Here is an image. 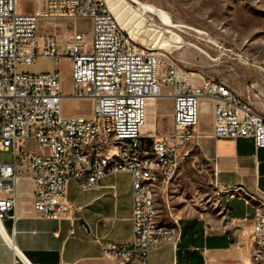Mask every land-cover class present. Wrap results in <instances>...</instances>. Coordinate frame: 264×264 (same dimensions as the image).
Returning a JSON list of instances; mask_svg holds the SVG:
<instances>
[{"label": "built area", "instance_id": "2783aa9c", "mask_svg": "<svg viewBox=\"0 0 264 264\" xmlns=\"http://www.w3.org/2000/svg\"><path fill=\"white\" fill-rule=\"evenodd\" d=\"M40 3L38 9L27 11L20 0H0V150L13 154L12 161L0 159V231L7 216L16 218L24 169L33 179L36 216L55 220L71 211L67 198L71 180L87 190L108 174L129 171L133 176V238L103 245L102 256L118 258L123 264L129 258L149 264L156 244L180 237L177 218L175 231L153 228V221H159L156 189L173 179L189 155L198 135L202 103L212 108L214 138H250L256 148L264 147V115L228 85L189 72L134 40L106 0ZM49 18H89L90 40L84 30L74 29L48 34L41 41L39 22ZM42 58L52 59L53 69H22ZM63 58L71 68L73 92L68 95L63 93ZM163 95L172 99L171 128L157 132L155 120L151 129L143 131L150 104ZM65 96L91 100V114L64 116ZM142 137L152 139L151 148H142ZM118 138L148 153L147 164L129 161ZM95 145H104V152H95ZM108 153L124 155L125 165L102 167ZM197 167L208 169L201 161ZM217 173L214 161L212 174ZM252 237L256 244L252 261H263L264 221L256 207Z\"/></svg>", "mask_w": 264, "mask_h": 264}, {"label": "crops", "instance_id": "0c3cea01", "mask_svg": "<svg viewBox=\"0 0 264 264\" xmlns=\"http://www.w3.org/2000/svg\"><path fill=\"white\" fill-rule=\"evenodd\" d=\"M212 121L205 118V128L200 123L190 147L197 150L195 166L199 161L207 164L208 169L201 171L211 175L215 197L198 214L178 219L179 239L156 244L149 264L253 263L254 207L256 198L264 199V147L256 148L250 138H214ZM24 173L16 218L7 216L2 222L0 264H123L118 258H104L102 247L133 238L131 172L108 174L87 190L71 180L67 198L72 208L60 220L36 216L33 179L30 171ZM85 225L89 230L83 229Z\"/></svg>", "mask_w": 264, "mask_h": 264}, {"label": "rangeland", "instance_id": "374dc122", "mask_svg": "<svg viewBox=\"0 0 264 264\" xmlns=\"http://www.w3.org/2000/svg\"><path fill=\"white\" fill-rule=\"evenodd\" d=\"M122 2L127 3L132 10L129 22L122 24L123 27L129 25V31L133 25H137V28L144 32L148 28H154L156 34L160 28L170 29L168 37L159 35L161 43L155 44L147 39L145 45L159 51L167 60L189 72L228 85L264 115V0ZM20 5L24 10L34 11L41 3L40 0H20ZM126 11L125 9V13ZM171 23L176 27L171 26ZM91 27L89 18L41 19L38 34L42 41L48 34H63L68 30L82 29L86 39L90 40ZM180 40L183 41L182 47H177L176 42ZM60 65L63 72V93L68 95L73 92L70 62L63 58ZM53 67L52 59L42 58L39 63L22 66V69L36 72L51 70ZM91 106L92 101L89 99L65 96L62 112L64 116H89ZM172 110V99L169 95L158 98L155 108L153 109L152 103L149 107L145 129H151L156 120L157 132L169 130L172 126ZM205 118L212 119L210 106L199 114L201 128L206 127L203 123ZM141 140L142 148H151V138L142 137ZM12 158L11 150H0L1 160L12 161ZM197 160L196 147H190L189 155L173 179L167 185L157 187L156 200L160 223L170 225L175 218L196 215L213 201L215 188L211 175L195 166ZM252 264H264V260Z\"/></svg>", "mask_w": 264, "mask_h": 264}, {"label": "bare ground", "instance_id": "6f19581e", "mask_svg": "<svg viewBox=\"0 0 264 264\" xmlns=\"http://www.w3.org/2000/svg\"><path fill=\"white\" fill-rule=\"evenodd\" d=\"M106 2L109 5L113 14L116 16L123 30L126 31L134 40H136L140 44L145 45L147 43V39H149L150 41H153L155 44H159L161 43L159 42V35H164V37H168L167 35L170 32V29L167 27L160 28V30H157V34L154 33L155 31L154 28H148L144 32V30L138 29L137 25H133L131 27L132 30L130 29L129 31L128 30L130 28L129 25L123 27L122 24L126 25L129 22V18L132 14V10L130 6L127 3L122 2V0H106ZM125 9L127 10L126 13H125ZM171 26L176 27L172 23H171ZM134 32H135V35H134ZM145 36H147L148 38H146ZM176 43H177L176 45L177 47H182L183 41L180 40L179 42H176ZM191 46L193 47V45ZM152 105L154 109L156 106V103H152ZM207 105L205 103H202L201 105L202 112L206 111ZM146 126H147V123L143 127V131L148 130V129H145ZM148 126H152V124H148ZM118 145H120L121 149H124L126 152H128L129 161H136L137 164H147L148 153H145L143 150H139V145L131 144L130 140H126V138H118ZM95 152H104V145H95ZM124 165H125V158H124V155H122L121 153H108L107 157L102 160V167L124 166ZM256 200H257L256 206H255L256 211L259 214V217H262L264 221V199L256 198ZM153 228L163 229L165 231H175V221L173 222V224H170V225L162 224L159 221H153ZM137 262H140L141 264H143V259H136V258L128 259V264H136Z\"/></svg>", "mask_w": 264, "mask_h": 264}]
</instances>
